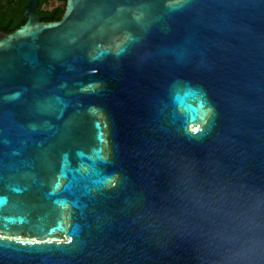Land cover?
<instances>
[{"label":"water","instance_id":"water-1","mask_svg":"<svg viewBox=\"0 0 264 264\" xmlns=\"http://www.w3.org/2000/svg\"><path fill=\"white\" fill-rule=\"evenodd\" d=\"M165 2L0 32V264H264V0Z\"/></svg>","mask_w":264,"mask_h":264},{"label":"flooded vegetation","instance_id":"flooded-vegetation-1","mask_svg":"<svg viewBox=\"0 0 264 264\" xmlns=\"http://www.w3.org/2000/svg\"><path fill=\"white\" fill-rule=\"evenodd\" d=\"M31 0H0V32L14 31L28 21V5ZM34 12L41 21L62 18L67 0H33Z\"/></svg>","mask_w":264,"mask_h":264},{"label":"clouds","instance_id":"clouds-1","mask_svg":"<svg viewBox=\"0 0 264 264\" xmlns=\"http://www.w3.org/2000/svg\"><path fill=\"white\" fill-rule=\"evenodd\" d=\"M165 7L170 11L178 10L176 6L167 2V0L165 2ZM124 11H127L130 14L131 21L139 27L142 33H146L148 29L152 26L153 19L150 18V11L145 9L143 4L137 3L135 7L121 5L117 8L118 13ZM138 40L139 38L134 37L131 32H124L119 36L114 37L109 47L116 56H122L127 50L126 46L130 42H138ZM238 264H243L242 256L239 257Z\"/></svg>","mask_w":264,"mask_h":264}]
</instances>
